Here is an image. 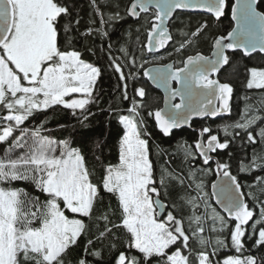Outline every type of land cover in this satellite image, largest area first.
<instances>
[{
    "label": "snow or ice",
    "instance_id": "6c2138e0",
    "mask_svg": "<svg viewBox=\"0 0 264 264\" xmlns=\"http://www.w3.org/2000/svg\"><path fill=\"white\" fill-rule=\"evenodd\" d=\"M103 3L107 6L111 0H103ZM258 4L259 0H237L232 6V18L237 21V26L227 34L230 42L225 43L224 37L214 38L211 56L199 52L188 55L182 61L183 67L173 69L172 64L158 65L159 56L145 59L144 49L149 54L164 49L173 40L166 22L179 14L197 10L209 13L208 19L197 23L195 31L181 30L184 39L174 48V53L183 54L195 38L208 34L224 15L226 0H130L123 14L116 10L106 19L97 0H91L93 11L100 16V27L89 26L85 31L79 30L80 12L72 0H0V106L8 113L2 117L6 126L0 132V142L12 138L9 150L22 152L15 159H0V264H65V256L72 246L79 248L82 235L88 239L84 256L77 264H91L86 258L88 255L102 260L103 249L111 252L116 248L114 241L118 237L114 232L121 227L130 234L128 248L138 250L141 256L120 252L114 264H194L189 255L182 254L181 247L170 254L167 251L181 239L183 247L189 248V235L181 226L182 219L172 210L167 211L168 223L157 219L158 210L164 208L162 197L170 198L177 188L180 191L177 200L171 201L173 208L183 212L186 206L198 210L202 205L204 209L200 214L193 211L187 218L189 230L201 246L196 256L198 264H220L212 257L229 248L236 255H228L222 264H264V200L253 196L259 209L258 218L253 221L254 210L249 208L242 195L245 185H241L238 176L232 173L230 163L236 159L235 145L243 139L242 134H246L248 144L260 143L261 152H264V126H259L255 135L251 131L264 116L249 106L239 120L221 126L225 133L223 140L212 133L210 126H204L197 133L194 151L190 146L177 144L175 154H183L181 170L162 168L159 189L155 186L154 168L149 159V140L142 138L149 136L143 115L145 110L148 117L154 116L155 126L164 137H170L174 129L189 126L193 117L215 118L230 112L229 98L233 87L228 82L209 77L222 70L228 73L225 66H231V57L226 50L264 53V12L258 11ZM115 7L118 9L119 5ZM150 10L151 19L148 16ZM61 18L65 20L62 46L73 49L81 38L85 43L94 34L105 39L120 21L127 23L129 18L150 24L147 43L141 45L137 35L134 44L129 45L139 48V62L137 56L129 53L126 46L129 41L119 48L135 72L126 76L121 60L109 56L110 67L119 74L118 88L122 91L107 109L100 108L99 113H93L90 106L100 105L98 80L103 77V68L85 62L80 50H61L58 46ZM94 23L90 18L89 25ZM74 28L77 34L69 35ZM136 31H140L139 27ZM122 35L131 37V28L123 30ZM114 47L109 43L100 51L110 54ZM88 50L95 54L94 46ZM148 63L154 66L151 69L144 67ZM141 70L154 85L165 89L167 113L164 109L151 110L154 101L147 96L143 86L134 83V95H128L129 81L138 82ZM250 73L247 88L264 89V70L252 68ZM22 81L27 82V86ZM173 81L180 87L173 88ZM73 94L82 98L65 99ZM136 97L142 98V102ZM177 97L180 103H171ZM125 101L130 104L126 109L123 108ZM54 106L70 110L71 117L76 120L70 130L62 126L63 130L70 137L79 135L89 144H106L105 136L110 135L106 124H111V119H103L105 114L122 127L119 165L109 167L102 182L103 189L118 200L121 210L118 219L122 225L113 222L107 214L94 216L98 188L90 182L91 173L85 167L81 150L71 147L69 140L57 141L44 135L47 117L39 125L22 126L29 118ZM125 111L127 114H123ZM16 132L19 134L14 135ZM205 134L206 140L202 142L200 137ZM157 150L164 151L159 145ZM57 151L59 155H55ZM198 159L202 167L194 166ZM213 161L220 182L212 183L211 198L228 218L235 221L230 231V245L224 237L229 220L209 203V193L201 178L211 172L210 162ZM185 168L187 173L183 174ZM261 169H264V155L254 153L251 162L241 165L238 171L251 174L253 170ZM15 181H30L49 198L41 202L24 189L12 188ZM256 183L260 193L264 194V177L257 176ZM5 184L9 186H2ZM59 200L63 201L65 209L87 217L88 223L66 217ZM37 220L40 226L33 227ZM100 220L104 221L102 227ZM206 220L212 222L213 239L202 235ZM249 221L253 222L250 230H246ZM245 237L254 241L251 248L246 247ZM207 248H211V252L206 251Z\"/></svg>",
    "mask_w": 264,
    "mask_h": 264
},
{
    "label": "trees",
    "instance_id": "16d2710c",
    "mask_svg": "<svg viewBox=\"0 0 264 264\" xmlns=\"http://www.w3.org/2000/svg\"><path fill=\"white\" fill-rule=\"evenodd\" d=\"M72 3L75 5L80 12L81 22L79 24V30L85 31L89 26L94 28L100 27V16L93 11L91 6V0H72ZM234 0H226V7L224 15L220 18L218 22L213 24V27L209 30V33L206 35L199 36L195 38V42L187 47L183 54L174 53V48L183 41L184 37L180 35L181 30L184 32L195 31L196 25L198 22H202L204 19L210 17L209 14L197 13V12H185L179 14L178 17L173 18L169 23V32L173 36V40L160 52L156 54H149L147 50L144 49V58L151 59L152 55L159 56L160 59L156 62L158 65H164L168 62H172L174 69L178 67H183L182 61L187 58L188 55H195L199 52L202 55L208 56L212 51V44L214 38L218 37H227L228 32L233 29V23L231 20V8L233 6ZM101 11L105 13V19L108 14L119 10L122 14L125 9L129 6L130 0H111L109 5H105L103 0H97ZM119 5L117 9L115 5ZM258 10L264 12V0H260L258 4ZM143 15V14H142ZM75 16V11L73 12ZM149 19H151L152 11L150 10ZM95 21L94 24L89 25V19ZM65 20L61 18L58 22V46L61 47V50H80L82 53V59L85 62L93 63L94 66L103 68V77L98 80L99 88L101 89L99 96L97 97L100 101L99 107L95 104L91 105V111L93 113H99L100 108L107 109L110 102L115 101L116 97L121 95V88H118L119 74L115 73L110 67L109 56L116 57L122 62V71L127 76L130 72H135L136 69L131 68L130 63H128L123 54L119 51L121 44L125 41H129V44L126 45L129 48L130 55H135L140 58V52L138 47L129 46L134 44L136 36L140 37L141 45L147 43V30L150 27V24H146L145 21L140 20L139 22L128 19L127 23L120 21L116 26L115 30H110L108 36L105 39H101L99 35H92L87 38V43L81 38L79 41H76V48L64 47L62 37H64L63 25ZM131 28V37L123 36L122 32L125 29ZM139 27L140 31L137 33L136 29ZM75 28L69 35H76ZM109 43H113L115 47L111 50L109 54L107 51L101 52V48H107ZM95 47V54L89 51V47ZM171 53V55H169ZM227 54L231 57V66H225L228 69V73L225 74L222 70L220 74H217L216 78L220 82H228L231 87H233V93L230 96V112L214 119L206 120H195L191 123L189 128L174 129L170 137H164L156 128L155 120L153 117L147 116V110L143 112L144 117L147 120V127L149 136L142 137L149 140V159L153 164L154 168V182L155 186L159 189V174L162 168H168L169 170L175 169L177 171L181 170L183 154H175L177 152V144H184L186 147L190 146L193 151L195 150V141L197 139L198 131L204 126H210L212 133L218 135V138L223 140L225 138V133L222 130V125H230L231 123L239 120L245 110L251 106L254 109L258 110V113L264 116V103H261L264 99V89H248L247 80L251 78L250 69L256 68L258 70H264V54L255 53L252 55H246L242 51H228ZM101 57V59H98ZM154 65L153 63H148L144 67L148 68L149 66ZM23 82V81H22ZM25 86L27 84L23 82ZM136 86H143L146 89L147 96L151 98L154 103L151 110H159L162 107V95L158 90L153 88L147 78L143 76V71L139 73V81H129V86L127 89L128 95L133 96V84ZM138 101L142 102V98L136 97ZM130 107V104L125 101L123 108L126 109ZM79 111V110H77ZM7 110L3 109L0 106V132L4 126H6L2 120L3 115H6ZM123 114H127L125 111ZM47 117L45 123L44 135L49 136L51 139L59 140H69L71 147L81 150L82 156L85 162V167L90 171V182L95 184L98 188V197L94 200V216L99 214H107L113 222L121 224L122 221L118 219L121 210L119 209L118 200L112 194L107 193L103 187L102 182L103 178L107 173L109 167H116L119 165V139L123 135L122 127L117 123L115 119H112L107 114L102 117L105 120L111 119V124H106V130L110 135L105 136L106 144L97 146L94 144H89L83 142L79 135L69 136L67 131L63 130V127L71 129L72 125L76 124V120L71 117L70 110H64L61 106H54L46 111H43L35 116V118H29L22 126L32 127L33 125H39ZM63 126V127H62ZM259 126H264V120L258 122L256 128L251 129L254 135L258 130ZM232 131V129H229ZM16 132L14 135H18ZM243 139L238 140L235 145L236 159L231 161V171L234 175L238 176L239 182L241 185H245L242 188V194L245 198L246 203L249 208L254 210L253 221L258 218L259 209L256 207L257 200L253 199V196L258 197L259 200H264V194L260 193L259 188L257 187L256 177H264V169L259 171L253 170L251 174L241 173L238 171L241 165H246L250 163L253 154L264 155V152H261L262 145L260 143L248 144L246 139V134H242ZM207 134L200 137V140L205 141ZM10 138L7 142H0V159H6L8 157L15 159L22 154L21 150H9L11 144ZM230 139V137H229ZM259 138L257 137V140ZM157 145L164 151L158 152ZM59 155V151L55 153ZM216 155V154H211ZM198 156V154H197ZM99 157V159H98ZM259 162V161H258ZM211 172L207 176H201L205 184V190L209 193L210 185L216 177L215 162H210ZM195 167H202L201 160L195 162ZM187 173V169H184L183 174ZM8 187L9 185H2ZM12 188L15 189H24L31 197H38L41 202L46 201L49 197L47 194H44L42 191H39L32 182L26 181H15L11 184ZM163 190L161 189V192ZM179 188L176 189V192L172 194L170 198H163L161 201L166 204L168 210H172L174 215L177 218L182 219V228L185 230L186 234L189 235V248H184L182 239L178 240L177 245L170 246L167 250L169 254L176 250L177 247L182 248V254H187L193 260L194 264H198L196 256L201 249V246L196 241V238L192 236L191 230L188 227V216L192 215L193 211H196L197 214L203 213V206L198 210L192 209L190 206H186L181 212L180 208H173L171 201L177 200V194L179 193ZM252 193V195H249ZM61 210L67 217H74L76 219H82L88 223L87 217H82L80 214H74L69 210L64 208L63 201H58ZM209 203L213 206L212 198L209 193ZM31 207V206H30ZM34 210V209H32ZM113 210H115V215H113ZM217 210V209H216ZM218 211V210H217ZM219 212V211H218ZM166 221V220H165ZM253 221H249V225L246 226V230H250V225ZM168 223V222H166ZM104 221L100 220L101 227L103 226ZM235 221L229 220V229L224 233V237L227 238L230 245V231L234 227ZM39 221L33 222V227H39ZM112 225L109 224V227ZM212 222L206 220L204 222L205 232L202 235H205L209 239H213L214 235L210 229ZM193 229L195 226H192ZM114 236L118 237L115 239L116 248L109 252L107 249L102 250L103 259L97 260L96 258L88 255L86 258L91 262V264H114L115 259L118 257L120 252H125L127 255H135L140 257L141 254L138 250L129 249L128 242L130 240V234L126 232L122 227L116 229ZM87 236L82 235L79 238V248L72 246L65 256V264H77L78 260L84 256V248L87 243ZM246 247L251 248V244L254 241H248L247 238H244ZM191 249V251H190ZM206 251L211 252V248H207ZM248 254V253H245ZM253 254H256L253 252ZM228 255H236L234 250L230 248L224 251L219 252L217 256L212 257L213 261H219L222 264L224 258Z\"/></svg>",
    "mask_w": 264,
    "mask_h": 264
},
{
    "label": "water",
    "instance_id": "95a60500",
    "mask_svg": "<svg viewBox=\"0 0 264 264\" xmlns=\"http://www.w3.org/2000/svg\"><path fill=\"white\" fill-rule=\"evenodd\" d=\"M259 1H260V0H259ZM236 3H237V0H234L233 5H235ZM258 11H259V10H258ZM190 12H197V13H205V14H209V13H206V12H203V11H199V10H197V11H190ZM209 15H210V14H209ZM131 19L134 20L133 18H131ZM171 20H172V19H171ZM171 20H170V21H171ZM231 20H232V23H233V28H236V26H237V21L234 20V19L232 18V8H231ZM170 21L166 22V26H167L168 28H169V23H170ZM231 31H232V30H231ZM224 42H225V43H228V42H230V40L226 37V38L224 39ZM213 43H214V42H213ZM257 43H258V41H257ZM161 50H163V49H160L158 52H160ZM228 51H242V52L245 54L244 50H242V49H240V50H226V54H227ZM158 52H156V53H158ZM156 53H152V54H156ZM255 53H261V52H259V51L257 50V51H253V52H251L250 54H246V55H252V54H255ZM211 54H212V51H211V53H210L208 56H211ZM261 54H264V53H261ZM166 64H172V65H173L172 62H168V63H166ZM166 64H164V65H166ZM153 66H154V65H151V66H149L148 68L151 69ZM173 69H174V65H173ZM216 76H217V75H213V76H210L209 78L217 79ZM147 81L149 82V84H150L153 88H155L156 90H158V91L160 92V94L162 95V107H161V109H164L165 112L167 113V112L169 111V107H168V105L165 104V97H166V95H167L165 89L162 88V87H157V86L154 85V84H153L148 78H147ZM171 86H172L173 88H178V87H180V85L176 84V82H172V85H171ZM198 91H202V90H198ZM171 103H180V98L177 97L175 100H172ZM218 103H219V102H217V104H218ZM229 103H230V98H229ZM224 114H227V113H221V114H219L217 117H219V116H221V115H224ZM215 118H216V117H215ZM206 119H214V118H212V117H193V118L190 120V122H189V126H182L181 128H189L190 125H191V123H192L193 121H195V120H206ZM181 128H178V129H181ZM201 141H202V140H201ZM202 142H203V141H202ZM222 179H223V177H221V180H222ZM214 182H216V183H219V182H220V181L217 180V174H216V177H215V179L213 180L212 183H214ZM212 183H211V185H210V189H209L210 194H211L212 191H213V189H212ZM242 195H243V194H242ZM243 197H244V196H243ZM244 199H245V198H244ZM212 201H213V204H214V206L216 207V209H217L219 212H221L222 215H225L226 219L231 220V218H228V217L226 216V214L223 213V212L221 211V209L219 208V206L216 205V201H215L214 199H212ZM245 202H246V201H245ZM161 203L164 205V208L158 210L159 215H158L157 219H158V220H161V221H164L165 215H166V213H167V206H166V204L163 203L162 201H161ZM165 222H167V221H165Z\"/></svg>",
    "mask_w": 264,
    "mask_h": 264
},
{
    "label": "rangeland",
    "instance_id": "374dc122",
    "mask_svg": "<svg viewBox=\"0 0 264 264\" xmlns=\"http://www.w3.org/2000/svg\"><path fill=\"white\" fill-rule=\"evenodd\" d=\"M0 52H2V50H0ZM21 78H22V74H21ZM213 79V78H212ZM173 82H175V81H173ZM26 84H27V82H25ZM72 98H82V97H79L78 96V94H73V96H69V97H65V99H72ZM1 132H2V130H1ZM116 167H118V166H116ZM217 174V173H216ZM210 193V192H209ZM211 195V194H210ZM213 202V201H212ZM213 207H215L214 206V204H213ZM216 208V207H215ZM222 215V214H221ZM66 216V215H65ZM67 217V216H66ZM69 219H76V218H74V217H68ZM158 221H160V222H165V221H161V220H158ZM166 223V222H165ZM170 226H172V225H170Z\"/></svg>",
    "mask_w": 264,
    "mask_h": 264
},
{
    "label": "flooded vegetation",
    "instance_id": "af4514ba",
    "mask_svg": "<svg viewBox=\"0 0 264 264\" xmlns=\"http://www.w3.org/2000/svg\"><path fill=\"white\" fill-rule=\"evenodd\" d=\"M167 211H168V209H167ZM166 215H167V213H166ZM166 215H165L164 221L166 220Z\"/></svg>",
    "mask_w": 264,
    "mask_h": 264
}]
</instances>
